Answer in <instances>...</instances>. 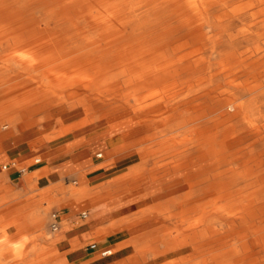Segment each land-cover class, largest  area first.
<instances>
[{"label":"rangeland","instance_id":"rangeland-1","mask_svg":"<svg viewBox=\"0 0 264 264\" xmlns=\"http://www.w3.org/2000/svg\"><path fill=\"white\" fill-rule=\"evenodd\" d=\"M109 31L120 37L106 43ZM51 56L65 57L78 72L49 68ZM88 76L103 94H74L91 81ZM159 89L150 102L160 104L144 109L134 103ZM105 100L125 106L107 122L95 116L96 105ZM65 111L81 118L63 123ZM154 111L170 125L165 135L143 146L150 153L145 158L132 144L161 130V116L145 119ZM114 136L120 142L113 152L98 148L95 158L124 154L135 166L112 183H123L120 191L128 192L131 183L151 174L160 186L153 201H146L154 204L122 224V230L138 232L118 247L129 246L120 253L123 261L144 256L139 264H196L199 258L153 257L152 250L183 240L172 229L177 209L193 206L206 222L231 225L229 215L264 204V0H0V171L10 161L36 167L35 158L67 156ZM47 175L35 171L27 183L37 190L38 179ZM91 181L80 175L68 187L61 182L54 193L61 199L71 193L74 202L64 206L77 203L79 213L90 211L108 197L101 194L104 185ZM12 199L13 187L0 179V264L49 263L51 258L30 259L25 236L20 230L13 234L19 222L12 220V211L23 204ZM43 200L36 205L42 208ZM52 213L49 209L44 221L48 233ZM44 252L55 255L48 248ZM101 258L99 253L95 260Z\"/></svg>","mask_w":264,"mask_h":264},{"label":"crops","instance_id":"crops-1","mask_svg":"<svg viewBox=\"0 0 264 264\" xmlns=\"http://www.w3.org/2000/svg\"><path fill=\"white\" fill-rule=\"evenodd\" d=\"M115 147L116 145H110L109 141L90 144L67 156L45 160L41 157L35 158L40 159L39 165L29 168L25 174H20L13 168L6 174L0 171V179L6 180L13 187L12 203L16 204L20 201L23 204L20 210L17 207V210L13 209L12 211V220L19 222L13 234H17L20 230L21 235L25 236L23 241L26 240V244L31 245L29 247L30 259L40 258V256L51 258L52 261L47 264H121L124 262L126 256H121L120 253L129 246L118 247L134 240L138 236V232L124 231L121 229L122 224L125 220L134 219L139 212L152 206L154 202L149 204L146 201H153L156 190L160 186L150 174L143 180L141 179L139 183H131L129 186L134 187L130 191L121 192L123 183L113 184L112 182L128 173V171L125 172L126 170L135 166L129 161L130 157L122 154V156L119 155L112 159L100 160L102 156L95 158L98 148L111 154ZM85 154L89 157L78 160V156ZM9 158L12 157L9 156ZM28 160L30 159L27 158ZM35 171H43L48 174L47 177L38 179L37 190L32 189L26 179L28 174ZM80 175H85L95 185H104L101 194L108 196L94 205L90 211H84L89 214L87 219H82L83 212H78L81 205L76 203L64 206L67 202H74L71 193L66 194L64 199L60 198V194L54 193L60 191L61 182L64 181L68 187L70 180ZM159 180H163V178ZM43 197L46 202H43L41 208L35 202H42ZM49 209L58 215L59 230L57 232L51 231L50 223V233L44 227ZM39 227L44 230L36 231ZM104 235H107L106 238H103ZM94 239H99L97 250L89 248L88 242ZM101 244L114 246L118 248V251L109 257L95 260L104 248ZM45 248L55 251V255L45 257L43 255Z\"/></svg>","mask_w":264,"mask_h":264},{"label":"bare ground","instance_id":"bare-ground-1","mask_svg":"<svg viewBox=\"0 0 264 264\" xmlns=\"http://www.w3.org/2000/svg\"><path fill=\"white\" fill-rule=\"evenodd\" d=\"M94 2H96V1H94ZM87 6H89V5L87 4ZM93 9H96V8L94 7ZM103 9H104V7H103ZM103 9H101V10H103ZM93 13H95V12H93ZM96 18H98V17H96ZM98 19H100V18H98ZM106 26H107V24H106ZM109 26H111V25H109ZM119 37H120V34L118 32L109 31L108 33H106L104 40L106 41V43H112L113 41H115ZM35 38H33V40ZM96 44H94V45H96ZM46 54H43V55L46 56ZM64 58H62V57H52L51 59L48 58L47 66L49 68H53V69H55L59 72H62V73L78 72L77 67L76 66L71 67L70 66L71 62L68 61L67 59H64ZM42 59H44V58H42ZM154 62H156V61H154ZM157 63H158V61H157ZM94 66L95 65H93V68H94ZM126 70H128V68H126ZM84 76H87V75H84ZM90 76H91V74H90ZM92 77L91 78L89 76L87 77L88 79L90 78L91 83L90 82L88 84L84 83V87H82V89L80 91H78V92L76 91V93H74V94L80 95V94H85L86 92H92L93 96L97 95V94H103L105 91H102L99 89L97 91H95L96 88L93 86L94 81H93ZM104 78H106V76ZM66 85L70 86V85H72V83L70 82V83H67ZM117 87H120V86L117 85ZM161 92H162V89L150 92V93L136 99L134 101V103L139 105L140 107L145 106L144 109H150L153 106L163 102L161 100H159V101H153L152 100L150 102L151 97H154L157 94H161ZM47 94L48 93H45V95H47ZM120 102H121V100H116V102H113V103L106 101V100L102 101L101 103H99L95 107V109H96V115L95 116H97L98 119L105 120L107 122L109 118H111L112 116L114 117L115 115L119 114L120 111L125 108L124 104H121ZM130 103H131L130 101H127L126 104L129 105ZM65 110H66V108H65ZM14 111H15V109H14ZM155 114H158V115H155ZM160 116L162 117L163 124L161 125V127H160L161 130L159 132H157L156 134H151V135H146V136L144 135L145 137L143 136L142 139H139V140H136L135 142H133L132 146H133V148L136 149L139 156L141 155L142 157L148 158L150 153H147L146 148L145 147L143 148V146L146 143L158 140V138L165 135L166 131H168L169 125H170L169 121L166 120L165 117H163L162 114L159 113L158 111L147 112L145 119L150 120L152 117L154 118V117H160ZM60 117H61V121L63 123H68V122L74 121L78 118H81V115L78 112L72 113L69 111H65L64 114L61 115ZM123 121H122V123H123ZM119 124H121V123H119ZM204 125H205V123H204ZM71 129H72V127L67 128L64 130L63 133H67ZM224 132H226V131H224ZM119 142H120V137L114 136V137H112V140L109 141V144L114 146L115 143H119ZM139 146L142 148L138 149L137 147H139ZM186 164H188V163H186ZM180 191L182 192V190H180ZM188 193H189V191H188ZM249 196H251V195H249ZM247 204L249 205V202ZM174 217L177 219V222H176V225H174L172 227V229L179 230V232H181V236L183 237V240L182 241L180 240L181 241L180 243L172 241V245H170L169 247H168V245H166V248L164 251L152 250L154 253L153 254L154 258H159V257H166V259L174 258V259H176V262L177 261H179V262L185 261L186 262V261H190V260L192 261L193 259L199 258L200 261L196 262V264H264V204L252 205L240 213L233 214L232 216L229 215V217H230L229 219L233 222L231 225L214 224L215 221H214V223H208V222H206L205 219L201 218V216L199 214V210L193 206L183 207V208L177 209V212L175 213ZM142 220H144V219H142ZM7 246L8 245L5 244V242H4L1 246V249L4 251V250H6ZM176 253H180L181 256L176 255L177 256L176 257L174 255ZM136 260H137V264H139L142 260L144 261L145 258H144V256H141L140 258H135V259L132 258L129 260H125L121 264H135L136 262H134V261H136ZM166 264H173V263L168 262ZM183 264H184V262H183Z\"/></svg>","mask_w":264,"mask_h":264},{"label":"built area","instance_id":"built-area-1","mask_svg":"<svg viewBox=\"0 0 264 264\" xmlns=\"http://www.w3.org/2000/svg\"><path fill=\"white\" fill-rule=\"evenodd\" d=\"M102 154H98L97 157H101ZM40 162V159H35V164L37 165ZM16 169L20 174H25L29 170V167H19L18 163L15 161H10L6 164L1 165L2 171H9L10 169ZM89 216L88 212H83L81 214L82 219H87ZM50 229L53 232H57L59 230V221L57 213L51 214V221H50ZM91 250H97V243H92L89 245ZM102 258L109 257L113 255L112 249H102L100 252Z\"/></svg>","mask_w":264,"mask_h":264}]
</instances>
